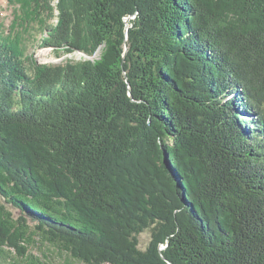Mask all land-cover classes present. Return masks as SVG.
I'll return each instance as SVG.
<instances>
[{
	"label": "trees",
	"instance_id": "16d2710c",
	"mask_svg": "<svg viewBox=\"0 0 264 264\" xmlns=\"http://www.w3.org/2000/svg\"><path fill=\"white\" fill-rule=\"evenodd\" d=\"M8 2L0 264H264V0Z\"/></svg>",
	"mask_w": 264,
	"mask_h": 264
},
{
	"label": "rangeland",
	"instance_id": "374dc122",
	"mask_svg": "<svg viewBox=\"0 0 264 264\" xmlns=\"http://www.w3.org/2000/svg\"><path fill=\"white\" fill-rule=\"evenodd\" d=\"M12 6L9 4L8 0H0V23L3 25V28H6L8 24L12 20ZM35 34L31 35L29 37L28 41V47L26 50H28V54H33V57L35 58L36 62L39 64H64L68 60L71 61H80L84 59H98L100 56L101 50L96 51L93 55L88 56L86 54H83L78 51H73L71 53H67L64 51H55L52 48L46 47V48H40L37 46H33L35 42ZM15 214L17 213L14 209H11ZM30 225H33V222L28 221ZM150 238V231L145 230L139 235L140 240V248L144 249L146 244L148 243ZM33 254L40 255V253L37 251V249H32ZM56 264H61V262H58ZM82 264V263H80Z\"/></svg>",
	"mask_w": 264,
	"mask_h": 264
}]
</instances>
